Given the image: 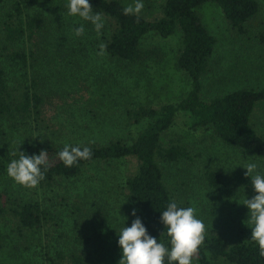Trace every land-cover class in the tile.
Wrapping results in <instances>:
<instances>
[{
	"label": "trees",
	"instance_id": "1",
	"mask_svg": "<svg viewBox=\"0 0 264 264\" xmlns=\"http://www.w3.org/2000/svg\"><path fill=\"white\" fill-rule=\"evenodd\" d=\"M44 1L0 0V123L12 122L13 129L24 142L26 155H38L41 150L48 152V169L37 186L42 191L54 192L58 182L77 180L96 165L111 166L119 160L133 158V172L124 176L108 174L104 178L105 184L124 193L129 205L136 210V216L132 218H140L148 234L170 248V237L161 222V213L171 202L182 208L187 205L170 190L163 165L190 161L191 150L181 137L174 136L166 143L161 138L179 116L190 130L208 132L221 145L264 163V136L254 121L256 108L264 102V87L237 89L208 100L202 98L201 80L209 71L216 41L197 12L203 4L212 3L220 9L232 30L243 33L245 25L258 11L257 1L163 0L156 16L147 19L142 12L139 17L124 15L123 8L128 2L123 0H89L93 12L101 13L104 19L99 36L94 26L78 15L62 25L64 31L60 34L57 30L49 31L53 40L69 38L74 45L77 39V44L84 50L103 42L107 45L104 56L129 65L162 59L157 46L141 47L147 35L154 34L161 39H168L175 33L179 35L176 65L189 82L187 94L177 102L160 104L156 108L143 105L127 108V123L139 126L133 137H112L106 142L91 143L71 142L64 139L60 129L53 130L43 124L45 96L38 80L42 75L41 54L44 51L39 44L41 39L44 41V33L40 32L43 27L47 28L49 20L44 9H32V5ZM81 25L85 32L77 37L74 29ZM260 39L264 43V32L260 33ZM65 144L89 147L91 159L79 160L72 167H66L57 155ZM203 179L213 190L224 185V178L213 169L206 170ZM109 189L101 181L100 191L106 194ZM94 190L91 185L90 192L86 191L89 195ZM1 199L0 193V204ZM6 201L5 208L0 206V216L8 212L13 222L11 230L18 239L39 231L45 219L43 201L18 197ZM68 206L71 210L69 234L74 249L67 253L56 251L49 263L94 264L95 254L107 262L111 254L106 247L104 214L98 217L99 209L95 206L83 208L77 202ZM1 245L0 234V248ZM220 261L225 264H264V257L259 255V246L252 240L230 242L218 233L206 232L192 264H221ZM114 262H118V258ZM164 264H169L167 257Z\"/></svg>",
	"mask_w": 264,
	"mask_h": 264
},
{
	"label": "rangeland",
	"instance_id": "2",
	"mask_svg": "<svg viewBox=\"0 0 264 264\" xmlns=\"http://www.w3.org/2000/svg\"><path fill=\"white\" fill-rule=\"evenodd\" d=\"M123 1L133 3V0ZM162 1L142 0L144 8L141 12L147 19H152ZM256 1L258 11L245 25L243 33L232 30L216 5L206 3L197 9L203 25L216 41L209 71L201 80L204 100L237 89L264 87V43L260 39V33L264 32V0ZM67 4L68 0H46L43 4L32 5V9H44L49 20L47 28L43 27L40 32L44 33V41L41 39L39 44L44 51L41 54L42 75L38 80L45 96L43 124L53 130L60 129L64 139L76 143L106 142L112 137L129 139L139 126L127 123V108L141 105L156 108L160 104L177 102L187 94L189 82L176 65L180 47L178 33L168 39L149 34L142 41L143 49L150 45L160 49V61L148 60L139 65L117 62L97 55L98 46L84 50L77 44V39L73 45L69 38H50L49 31L57 30L60 34L64 31L62 25L74 18L68 15ZM1 13L2 10L0 23ZM72 51L79 53L72 54ZM254 121L264 136V102L256 108ZM174 136L181 137L190 146L191 159L163 165L172 193L187 207L196 208L195 216L204 223L206 232L218 233L230 242L249 241L252 231L247 225L249 209L243 202L257 193L243 166L254 162L256 173L264 176V163L221 145L208 132L190 130L180 116L161 140L166 143ZM17 150L25 151L24 142L11 121L1 122L0 206L6 207L7 198H36L43 201L45 219L38 232L18 239L11 230L13 222L8 212L0 216L1 263L50 264L48 260L56 251L67 253L72 249L68 204L77 202L83 208L97 207L98 217L104 214L106 247L111 255L103 262L100 255L95 254L94 264H118L114 262L122 257L118 233L122 227L131 226L133 209L124 193L106 185L104 178L108 174L124 176L133 172L135 160H119L111 166L96 165L77 180L58 182L54 192H50L38 187H24L7 175V164L18 158ZM10 153H16V156ZM208 169L224 178V185L219 190H213L204 181L203 173ZM101 181L110 188L106 194L100 191ZM91 185L95 190L88 195L86 190L90 192Z\"/></svg>",
	"mask_w": 264,
	"mask_h": 264
},
{
	"label": "clouds",
	"instance_id": "3",
	"mask_svg": "<svg viewBox=\"0 0 264 264\" xmlns=\"http://www.w3.org/2000/svg\"><path fill=\"white\" fill-rule=\"evenodd\" d=\"M67 8L68 15H78L90 22L99 36L104 27V19L101 13L93 12L89 0H68ZM143 8L142 0H133V3L123 8V14L139 17ZM84 32L83 25L74 29L77 37L82 36ZM98 47L97 55H105L107 45L101 42ZM18 153V158L12 159L7 164V175L19 185L36 188L45 178L48 169V152L41 150L38 155L31 156L23 151ZM10 155L16 156V153ZM57 155L66 167H72L79 160L91 159L92 152L89 147L81 148L65 144ZM243 168L247 169L245 175L251 177L253 188L257 193L253 198H246L243 202V205L249 209L247 225L252 229L250 240L258 244L259 255L264 257V176L256 173L257 164L254 162L245 164ZM196 211L195 207L182 208L178 207L177 203L171 202L161 213V222L170 237V248L150 236L138 217L133 220L130 227H122L118 233V244L122 249V257L118 264H164L166 257L169 264L172 262L192 264V259L198 254L206 234L204 223L195 216ZM132 215L136 216L135 209Z\"/></svg>",
	"mask_w": 264,
	"mask_h": 264
}]
</instances>
